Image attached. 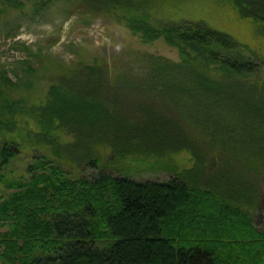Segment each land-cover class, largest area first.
Wrapping results in <instances>:
<instances>
[{"label": "trees", "instance_id": "16d2710c", "mask_svg": "<svg viewBox=\"0 0 264 264\" xmlns=\"http://www.w3.org/2000/svg\"><path fill=\"white\" fill-rule=\"evenodd\" d=\"M80 1L96 14L121 13L145 42L163 37L179 50L183 72L160 67L147 77L110 84L100 66H88L85 75L64 65L41 109L49 123L80 140L84 136L85 152L78 159L92 165H98L91 156L100 146L111 147L114 158L173 157L187 150L193 165L182 170L169 165L175 176L168 179H135L123 172L86 178L73 177L40 155L28 166L29 178L8 179L3 169L17 151L12 139L4 138L0 181L12 191L0 194V226H8L0 231V259L8 264H264V229L246 209L256 206L264 183V84L245 85L263 60L230 33L201 21L154 24L150 12L164 0ZM229 1L239 16L264 25V0ZM13 4L16 0H0ZM126 89L138 93L135 108L141 115L119 95ZM4 93L0 89V112H12L18 102ZM165 108L174 110L167 116Z\"/></svg>", "mask_w": 264, "mask_h": 264}, {"label": "rangeland", "instance_id": "374dc122", "mask_svg": "<svg viewBox=\"0 0 264 264\" xmlns=\"http://www.w3.org/2000/svg\"><path fill=\"white\" fill-rule=\"evenodd\" d=\"M164 1L150 12L149 19L154 24L184 20L207 23L233 35L264 62V25L239 16L229 0ZM168 61L170 65H166ZM179 64L177 47L169 45L163 37L145 42L119 12L96 14L80 0H16V5H0V89L5 92L3 97L18 102L12 112H0V144L4 138L12 139L17 151L11 164L3 169L6 178H29L28 166L40 155L54 160L73 177L92 178L99 173L123 172L135 179H168L175 176L167 169L169 165L174 164L178 170L191 167L193 159L187 150L173 157L135 153L114 158L111 147L100 146L98 153L91 156L98 159L97 166L89 164L88 159L79 161L80 153L85 152L80 146L84 136L80 140L79 135L78 139L76 133L57 126V122L52 125L47 112L41 111L48 103L49 86L58 83L64 65L76 67L84 74L88 66H100L111 84L129 76L147 77L160 67L170 66L181 72ZM258 84H264V65L245 83L247 87ZM119 95L136 107L137 92L126 89ZM134 108V115H141ZM170 110L165 108L164 115L168 116L174 109ZM173 117L179 120L178 114L173 113ZM196 133L189 131L190 136ZM229 164L226 166L230 169ZM10 191L0 181V194ZM257 195L256 206L246 209L251 211L256 227L264 229V183ZM7 228L0 226V231ZM0 264L8 263L0 259Z\"/></svg>", "mask_w": 264, "mask_h": 264}]
</instances>
